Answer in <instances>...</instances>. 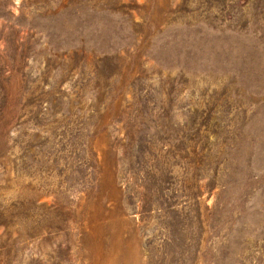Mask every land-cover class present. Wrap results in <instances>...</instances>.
<instances>
[{
    "label": "rangeland",
    "instance_id": "rangeland-1",
    "mask_svg": "<svg viewBox=\"0 0 264 264\" xmlns=\"http://www.w3.org/2000/svg\"><path fill=\"white\" fill-rule=\"evenodd\" d=\"M0 264H264V0H0Z\"/></svg>",
    "mask_w": 264,
    "mask_h": 264
}]
</instances>
